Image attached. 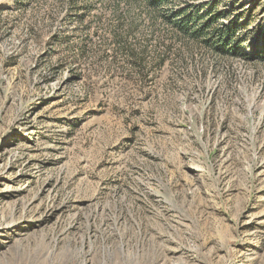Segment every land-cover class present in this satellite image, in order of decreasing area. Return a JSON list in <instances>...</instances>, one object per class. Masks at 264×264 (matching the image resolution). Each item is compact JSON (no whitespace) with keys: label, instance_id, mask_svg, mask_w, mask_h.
I'll return each instance as SVG.
<instances>
[{"label":"rangeland","instance_id":"1","mask_svg":"<svg viewBox=\"0 0 264 264\" xmlns=\"http://www.w3.org/2000/svg\"><path fill=\"white\" fill-rule=\"evenodd\" d=\"M229 4L243 54L144 23L141 80L102 6L0 0V264H264V0Z\"/></svg>","mask_w":264,"mask_h":264},{"label":"trees","instance_id":"2","mask_svg":"<svg viewBox=\"0 0 264 264\" xmlns=\"http://www.w3.org/2000/svg\"><path fill=\"white\" fill-rule=\"evenodd\" d=\"M219 2L220 0H56L62 12L60 18L82 28L88 27V17L98 5L110 11L114 17V29L110 33L113 54L121 55L129 69L139 75L141 80L148 78L147 67L151 60L156 67L165 62L164 56L159 55L155 49L156 54L151 57L153 51L148 50L145 38L137 37L136 31L144 23L148 29H153L151 35L157 32L158 26L167 25L174 32L171 33L172 38L193 44L191 47L185 46L189 50L194 47L193 49H202L223 58L243 54V42L246 41L247 34L240 30L245 29L248 23L245 20L240 23V14H231L233 8L230 4L229 8L218 9ZM79 32L85 34L84 30ZM62 38L71 42L74 35H64ZM53 42L52 50L58 44L56 38ZM255 48H260L256 56L264 59V41Z\"/></svg>","mask_w":264,"mask_h":264}]
</instances>
